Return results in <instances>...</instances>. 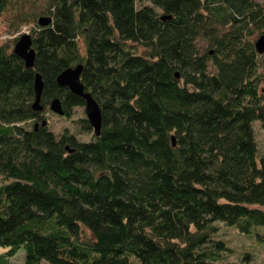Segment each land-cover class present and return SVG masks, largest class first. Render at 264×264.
<instances>
[{"label":"trees","instance_id":"trees-1","mask_svg":"<svg viewBox=\"0 0 264 264\" xmlns=\"http://www.w3.org/2000/svg\"><path fill=\"white\" fill-rule=\"evenodd\" d=\"M41 1L0 0L34 49L26 67L0 42V264H219L220 223L264 229V2ZM78 64L99 132L80 116L55 133L52 98L84 107L56 81Z\"/></svg>","mask_w":264,"mask_h":264},{"label":"rangeland","instance_id":"rangeland-1","mask_svg":"<svg viewBox=\"0 0 264 264\" xmlns=\"http://www.w3.org/2000/svg\"><path fill=\"white\" fill-rule=\"evenodd\" d=\"M264 2V0H258ZM146 2V1H145ZM39 8H41L42 1L39 0ZM31 8L27 2L24 3L23 9L30 10ZM14 8L9 7L0 16V42L6 41L11 43L13 37L19 36L22 33H29L32 23L28 22L21 24L18 28L8 26V20L11 15L14 14ZM264 32V31H263ZM253 38L256 36L253 35ZM80 116H85L84 107H76L71 118L65 117L64 114H55L52 111L46 112V120L49 123L51 129L58 133L63 127H68L74 131V126L71 122L72 119H77ZM256 138L258 144V150L264 152V130H262L257 123H255ZM82 139H88L90 133H83L79 135ZM220 223V222H219ZM258 234L260 236H258ZM218 237L225 240L230 251H227L221 257L219 264L226 261H237L243 252H249L251 254V261L253 264H264V229L262 227L255 228L249 233H240L232 226H224L222 223L219 225ZM3 248L0 247V251ZM24 250L20 249L13 256L9 258L10 264H22ZM46 264V263H43Z\"/></svg>","mask_w":264,"mask_h":264},{"label":"water","instance_id":"water-1","mask_svg":"<svg viewBox=\"0 0 264 264\" xmlns=\"http://www.w3.org/2000/svg\"><path fill=\"white\" fill-rule=\"evenodd\" d=\"M162 18H165L164 16ZM40 25H45L49 22V17H40L38 19ZM254 47L258 53L264 52V34L259 35L255 42ZM14 53L23 59L26 67H31L34 60V49L31 46V37L29 33H22L18 36L13 45ZM81 65L67 67L62 70L56 77V81L60 86H66L75 95L81 96L84 99L85 116L90 125L93 127L94 132L98 133L100 128V109L92 96L83 90V86L79 80ZM34 88V101L32 107L35 110H41L42 106L39 103L42 81L39 74H35L33 81ZM49 110L55 114L62 115L63 109L58 98H52L49 103Z\"/></svg>","mask_w":264,"mask_h":264}]
</instances>
